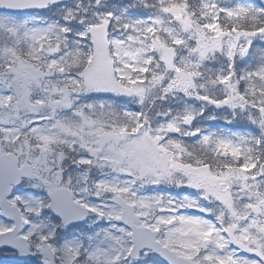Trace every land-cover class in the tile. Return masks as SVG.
Segmentation results:
<instances>
[{
	"label": "snow or ice",
	"instance_id": "snow-or-ice-1",
	"mask_svg": "<svg viewBox=\"0 0 264 264\" xmlns=\"http://www.w3.org/2000/svg\"><path fill=\"white\" fill-rule=\"evenodd\" d=\"M0 10V249L16 264H264V0ZM210 106L251 128L202 127Z\"/></svg>",
	"mask_w": 264,
	"mask_h": 264
},
{
	"label": "rangeland",
	"instance_id": "rangeland-1",
	"mask_svg": "<svg viewBox=\"0 0 264 264\" xmlns=\"http://www.w3.org/2000/svg\"><path fill=\"white\" fill-rule=\"evenodd\" d=\"M114 1L115 0H111L112 3H114ZM47 15H49V14H47ZM113 99H115V98H113ZM191 103L193 105H198L200 102L191 101ZM129 107L132 108L133 110H136V108H137V106H135V105H129ZM222 111L223 110H215L210 106L205 111V116L203 118H199V120H198L199 124L202 127L209 128L210 130H213V131L223 129L225 131L233 130V131L241 132V131H248L251 128V126L243 125V124H239V123H234L232 125H228L223 120H214L213 121V120L207 119V117L212 115L214 112H222ZM166 191L171 193L172 195H180V196L194 192V190L187 189V188H183V189L170 188V189H166ZM186 191H189V193H185ZM203 203H207V202H203ZM195 214L200 215L199 213H195ZM75 231H76V229L73 230L72 232H75ZM72 232L70 233V235L72 234ZM242 255H247V254H242ZM18 259L19 258L17 256H15L11 251H0V264H16Z\"/></svg>",
	"mask_w": 264,
	"mask_h": 264
},
{
	"label": "trees",
	"instance_id": "trees-1",
	"mask_svg": "<svg viewBox=\"0 0 264 264\" xmlns=\"http://www.w3.org/2000/svg\"><path fill=\"white\" fill-rule=\"evenodd\" d=\"M126 2H127V0H119L118 4L126 3ZM223 2H228V0H223ZM250 2L255 3V4H259L261 2V0H250Z\"/></svg>",
	"mask_w": 264,
	"mask_h": 264
},
{
	"label": "water",
	"instance_id": "water-1",
	"mask_svg": "<svg viewBox=\"0 0 264 264\" xmlns=\"http://www.w3.org/2000/svg\"><path fill=\"white\" fill-rule=\"evenodd\" d=\"M4 11H5V10H0V13L3 14ZM16 15H24V13H17ZM0 250H3V249H0Z\"/></svg>",
	"mask_w": 264,
	"mask_h": 264
}]
</instances>
